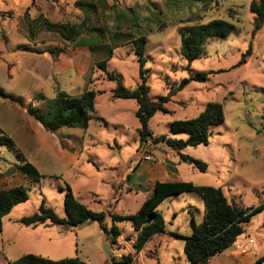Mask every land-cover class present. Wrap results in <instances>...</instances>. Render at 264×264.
<instances>
[{"label":"rangeland","instance_id":"374dc122","mask_svg":"<svg viewBox=\"0 0 264 264\" xmlns=\"http://www.w3.org/2000/svg\"><path fill=\"white\" fill-rule=\"evenodd\" d=\"M251 2L0 0V127L14 141L1 143L5 140L0 134V190L24 185L28 192V198L3 217L0 264L28 253L53 260L79 257L85 264H120L124 256L134 257L138 232L130 219L116 223V241L110 216L109 234L96 221L76 227L50 222L26 226L21 219L39 211L42 201L66 217L68 188L94 211L135 214L158 175L143 167L135 172L144 160L166 158L177 164V172H168L166 181L221 188L229 201L247 211L264 203V22L254 33ZM219 18L233 23L235 30L209 39L190 63L181 51L179 29ZM140 36L147 38L145 76L153 99L178 88L184 78L206 73L204 80L190 81L170 98L167 113H155L149 121L152 138L141 146L137 102L114 98L117 83L97 66L107 60V71L121 77L128 89H136L141 78L134 42ZM250 44L247 62L236 67ZM85 89L96 92L95 118L87 129L53 131L30 111L45 114L60 93L76 96ZM212 102L223 105L224 122L211 127L209 145L186 149L208 164L203 172L154 139H186L188 133L173 132L171 122L195 118ZM23 159L38 169L39 180L31 181L17 168ZM128 184L141 187L133 191ZM157 212L165 230L145 244L137 264H188L183 237L204 219L202 198L195 192L174 195ZM233 247V257L222 252L210 264H264L258 262L264 255V209L251 215Z\"/></svg>","mask_w":264,"mask_h":264},{"label":"trees","instance_id":"16d2710c","mask_svg":"<svg viewBox=\"0 0 264 264\" xmlns=\"http://www.w3.org/2000/svg\"><path fill=\"white\" fill-rule=\"evenodd\" d=\"M250 10L255 16L254 33L257 32L264 22V0H252ZM67 28L70 34H76L73 27ZM235 30V25L225 19H213L208 23L196 24L188 28H180L179 33L182 38L181 51L184 57L191 63L198 57L205 46V43L212 38L227 37ZM68 36V35H67ZM135 52L138 56L139 71L141 82L136 89H128L121 77L107 71V60L98 63V67L107 73L109 79L115 81L117 86L113 90V97L117 99H134L138 104L136 116L140 122L138 129L140 136V146L152 138L149 130V121L156 112H168L166 103L178 91L182 90L192 80H204L206 73L184 78L179 87L171 90L168 94L153 99L149 93V87L146 82L144 56L145 44L147 38L140 36L135 40ZM252 45L242 54L241 60L236 64L239 67L247 62L248 56L251 55ZM5 98L21 103V99L14 98L11 95L2 93ZM58 101L50 107L45 114L40 113L37 109L31 108V113L46 128L58 130L60 128L81 127L87 129L90 121L95 118V98L96 92L92 89H85L81 94L69 96L67 93H60ZM225 120V110L221 103H209L205 109L195 118L174 120L171 122L173 132H187L186 139L159 136L154 142H163L173 150H176L181 160L188 162L205 172L208 164L189 154L182 153V150L189 146L209 145V133L213 125L220 124ZM1 137L10 145H14L13 139L6 135L0 127ZM17 168L26 174L32 181L39 180L42 175L38 169L30 162L23 159ZM185 192H195L203 200L205 206V215L203 221L197 226L190 236H184L183 251L187 256L188 264H209L214 256L224 252L231 246L237 244L239 237L245 233V223L250 220L252 214L262 211L264 203L247 211L240 208L235 202H231L225 196L221 188L207 185H196L186 181H156L153 185L150 196L142 203L140 209L132 215H119L107 213L105 211H94L87 205L80 202L72 190L68 188L65 194V211L66 217H60L56 212L46 206L42 201L40 210L30 216H24L21 223L26 226H37L47 222L80 226L89 221H96L100 228L107 231L106 219L108 216L112 219V239L116 241L120 235L117 222L132 220L135 230L138 232L135 242V248L141 250L153 235L165 230V222L157 208L169 197L179 195ZM28 198V192L24 185H18L7 189L0 190V232L3 230V217L7 215L15 205L25 201ZM152 217L150 223L147 219ZM264 261V255L258 262ZM131 255L124 256L120 264H132ZM8 264H85L79 257L63 258L53 260L33 253L24 254L15 259L8 260Z\"/></svg>","mask_w":264,"mask_h":264},{"label":"crops","instance_id":"0c3cea01","mask_svg":"<svg viewBox=\"0 0 264 264\" xmlns=\"http://www.w3.org/2000/svg\"><path fill=\"white\" fill-rule=\"evenodd\" d=\"M186 149L187 148H185V149H183L182 150V153H186ZM154 166V167H153ZM142 167L143 168H146V169H151L153 172H154V175L155 174H157L158 173V175H155L154 177H153V182H152V184L153 183H155L156 181H162V182H166V180H165V176H166V174L168 173V172H171V174H173V173H176L177 172V164L176 163H174V162H169V160H166V158L164 159V161L163 162H157V163H151V162H149V161H142L141 162V165L138 167V169H136L135 170V172L136 171H140L141 169H142ZM170 173H168V175H169ZM176 181H180V180H176ZM148 183H146V185H147ZM129 185V188L131 189V190H133V191H138V189L141 187V185H139V186H137V185H135V186H131L130 184H128ZM147 187V186H146ZM148 187L146 188V191H148ZM150 192H149V195L147 196V198L150 196ZM146 198V199H147ZM145 199V200H146ZM144 200V201H145ZM195 229V228H194ZM156 235V234H155ZM155 235H153V236H155ZM153 236H152V238H153ZM151 238V239H152ZM234 246V245H233ZM233 246H231L230 248H228L227 250H225L224 252H228L227 254V257H229V256H234V251H232V247ZM235 246H236V244H235ZM144 248V247H143ZM143 248L141 249V250H137L136 249V254H135V256L133 257V263L132 264H137V263H139V259H140V257H141V253L143 252ZM234 248V247H233ZM210 264V263H209Z\"/></svg>","mask_w":264,"mask_h":264},{"label":"water","instance_id":"95a60500","mask_svg":"<svg viewBox=\"0 0 264 264\" xmlns=\"http://www.w3.org/2000/svg\"><path fill=\"white\" fill-rule=\"evenodd\" d=\"M151 221H152V217H149V218L147 219L146 223L148 224V223H150ZM107 252H108V255H110V253H109V249H107Z\"/></svg>","mask_w":264,"mask_h":264},{"label":"built area","instance_id":"2783aa9c","mask_svg":"<svg viewBox=\"0 0 264 264\" xmlns=\"http://www.w3.org/2000/svg\"><path fill=\"white\" fill-rule=\"evenodd\" d=\"M253 242H254V240H253V239H249V243H251V244H252Z\"/></svg>","mask_w":264,"mask_h":264}]
</instances>
